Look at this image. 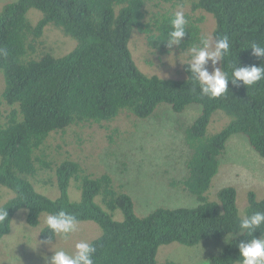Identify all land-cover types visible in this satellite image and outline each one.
<instances>
[{
    "label": "trees",
    "instance_id": "obj_1",
    "mask_svg": "<svg viewBox=\"0 0 264 264\" xmlns=\"http://www.w3.org/2000/svg\"><path fill=\"white\" fill-rule=\"evenodd\" d=\"M187 0H15L0 11V73L5 83L0 94V187L13 194L0 207L8 208V221L0 225V240L9 233L14 214L27 210L31 228L42 214L65 210L81 222L91 221L101 229L90 243L96 247L93 264H158V249L177 243L192 248L204 241L227 238L222 250L204 264H238V243L247 240L239 221L256 211L264 212V199L253 191L246 194L243 216L237 207V191L223 186L209 193L218 174L220 159L229 138L243 135L264 159V80L251 87L228 86L220 98L200 95L188 63L182 66L183 80L146 75L136 66L129 49L134 31L143 34L147 45L168 52L162 41L170 30L176 6ZM41 18L32 23L28 12ZM214 19L213 38L228 36L230 52L220 67L231 73L234 66H264V58L252 55V42L264 46V0H196L191 5L187 31L181 45L187 51L199 44L204 18ZM52 25L75 41L66 55L56 57L42 43L45 27ZM162 105L182 113L195 105L200 113L185 131L190 148L185 191L194 196L191 208L159 207L138 216L132 198L116 188L107 174L90 176L72 160L51 167L37 156L52 133L88 123H106L121 114L139 120L150 118ZM228 120L223 128L209 133L213 116ZM54 172L55 198L35 189L39 170ZM75 185L78 201L69 197ZM264 234V226L253 233ZM45 226L40 240L48 238ZM54 239V238H53Z\"/></svg>",
    "mask_w": 264,
    "mask_h": 264
},
{
    "label": "rangeland",
    "instance_id": "obj_2",
    "mask_svg": "<svg viewBox=\"0 0 264 264\" xmlns=\"http://www.w3.org/2000/svg\"><path fill=\"white\" fill-rule=\"evenodd\" d=\"M13 1L0 0V11L5 4ZM195 1L187 0L171 9L189 13ZM199 14L204 18L203 36L214 40L213 17L203 12ZM27 16L32 23L41 18V14L34 9ZM42 43L56 57L68 54L75 47L74 40L52 25L45 27ZM128 46L136 66L144 74L163 79L185 78L182 66L190 60L187 51H156L147 45L145 36L136 31L132 33ZM4 86L0 73V94ZM199 113L200 108L195 105L188 106L182 113H175L169 106L162 105L145 120L121 114L111 122L70 127L64 132L50 134L37 151V156L51 167L64 160H72L92 177L107 174L116 188L123 189L132 198L138 216H146L159 207L191 208L197 205V200L181 184L191 152L185 131ZM227 120L217 112L209 124V133L222 129ZM54 179L52 170L40 169L34 181L35 189L49 198H55ZM223 186L236 189L240 216H243L247 192L253 191L258 199H264V159L251 148L243 135L229 138L209 193ZM12 196L11 191L0 187V206ZM69 197L72 201L80 198L74 184L69 188ZM46 216L42 214L38 225L31 228L26 222L27 210L20 209L14 214L9 233L0 240V264H43L41 254L52 255L39 244L34 248L36 237L40 241V231L46 226ZM100 233L101 229L94 222H81L78 231L67 240L56 237V247L71 253L77 242L90 243ZM227 241V238L204 241L192 248L177 243L164 245L158 249L156 261L158 264H204L210 256L220 252Z\"/></svg>",
    "mask_w": 264,
    "mask_h": 264
},
{
    "label": "clouds",
    "instance_id": "obj_3",
    "mask_svg": "<svg viewBox=\"0 0 264 264\" xmlns=\"http://www.w3.org/2000/svg\"><path fill=\"white\" fill-rule=\"evenodd\" d=\"M170 30L162 40L166 42V47L172 49L181 45L188 34L186 19L182 10L175 11L170 18ZM252 55L256 58H264V46L260 43L252 42ZM230 52L228 36L222 38L202 37L199 44L187 49L190 56L188 61V71L199 84L200 95L209 99L223 97L228 92V86L238 83L246 87H251L261 80H264V66H234L231 77L222 67L218 65L223 61L225 55ZM7 51L0 48V56H6ZM211 69V70H209ZM8 208L0 207V225L8 221ZM50 236L37 241L36 246L47 248L52 253L51 256L41 254L43 264H93V257L96 247L87 242L79 241L75 244L71 253L56 247V237L67 240L73 233L78 231L81 221L74 214L65 210H60L54 214H48L44 221ZM264 226V212L256 211L251 215L243 216L239 221L241 233H247V240H241L237 247L239 251L238 264H264V234L260 238H255L253 233ZM54 238V239H53Z\"/></svg>",
    "mask_w": 264,
    "mask_h": 264
}]
</instances>
